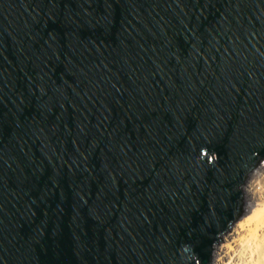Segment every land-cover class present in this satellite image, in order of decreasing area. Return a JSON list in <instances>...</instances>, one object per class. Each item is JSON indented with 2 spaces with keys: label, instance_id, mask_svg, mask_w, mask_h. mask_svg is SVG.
Returning a JSON list of instances; mask_svg holds the SVG:
<instances>
[{
  "label": "water",
  "instance_id": "95a60500",
  "mask_svg": "<svg viewBox=\"0 0 264 264\" xmlns=\"http://www.w3.org/2000/svg\"><path fill=\"white\" fill-rule=\"evenodd\" d=\"M263 161L264 0H0V264H210Z\"/></svg>",
  "mask_w": 264,
  "mask_h": 264
},
{
  "label": "bare ground",
  "instance_id": "6f19581e",
  "mask_svg": "<svg viewBox=\"0 0 264 264\" xmlns=\"http://www.w3.org/2000/svg\"><path fill=\"white\" fill-rule=\"evenodd\" d=\"M246 178L244 201L247 209L255 207L253 215L221 237L223 243L214 246L210 264H264V164Z\"/></svg>",
  "mask_w": 264,
  "mask_h": 264
},
{
  "label": "rangeland",
  "instance_id": "374dc122",
  "mask_svg": "<svg viewBox=\"0 0 264 264\" xmlns=\"http://www.w3.org/2000/svg\"><path fill=\"white\" fill-rule=\"evenodd\" d=\"M262 164H264V161L262 163H260L257 167H259ZM254 209H255V207H251L250 209H247L246 208L245 201H244V195H243V203H242V211H241V214L234 221V223L230 226L229 230L225 232V234H227L228 232H231L232 230H234L235 228H237L239 225L245 224L246 221L250 220V218L252 217L251 215H253V210ZM222 243H223V239L222 240L220 239V241H219L218 244L220 245ZM211 261H212V259H211Z\"/></svg>",
  "mask_w": 264,
  "mask_h": 264
},
{
  "label": "clouds",
  "instance_id": "9594fccd",
  "mask_svg": "<svg viewBox=\"0 0 264 264\" xmlns=\"http://www.w3.org/2000/svg\"><path fill=\"white\" fill-rule=\"evenodd\" d=\"M199 159L201 161L207 160L208 165H212L213 163L217 162L218 156L215 152L209 154L208 150L204 148L200 151Z\"/></svg>",
  "mask_w": 264,
  "mask_h": 264
}]
</instances>
